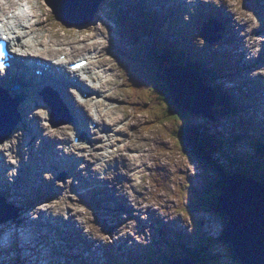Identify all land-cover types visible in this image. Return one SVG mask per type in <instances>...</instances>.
Returning <instances> with one entry per match:
<instances>
[{
	"label": "rangeland",
	"instance_id": "rangeland-1",
	"mask_svg": "<svg viewBox=\"0 0 264 264\" xmlns=\"http://www.w3.org/2000/svg\"><path fill=\"white\" fill-rule=\"evenodd\" d=\"M31 1H32V4L36 8L35 12L38 15L41 14L40 2L42 0L41 1L31 0ZM116 1L118 4H114L111 6V5H106L105 3L99 9V15H101V18H104V20H106L105 24L99 23L101 18L98 19L97 17L98 21L91 26L92 28L90 30H85V29L81 30L79 31L77 36L73 35L71 39L73 41H77L78 39L83 38L85 39L84 41L85 44H90L96 40H101L100 31H102L103 33L109 32L110 34L117 36L120 39V41L123 43L124 47L122 48V50L124 52H122L121 54L122 56H124L125 53H131V49L125 47L127 38L124 37V40H123V37L121 36V34L123 33L122 31H124L123 28L125 25V21L130 22L133 25L134 19H136L138 15V11L136 9H131V8H122V6L120 5L121 0H116ZM219 1H221L222 4L226 8H228V11L232 14L233 18H234V12L236 10L238 11L239 14H236V17L234 18L233 21H235L237 17H239L236 21L238 25L236 24V22H234L235 27L241 31L242 36L245 35V32H243L244 21L242 19H246L247 21L248 20L247 16L249 15V12L245 8V6H243L242 0H216V2H219ZM143 8H144V4L140 6L141 12L145 11L143 10ZM43 9H44V13H47L50 15L48 10L44 6H43ZM48 19H49L48 20L49 31H57V32L59 31L60 32V36L57 39L55 38L53 39L55 41L53 45V49L55 48L60 49L61 47H58L57 45L63 44L65 46L63 48H65L66 49L65 51L68 52V50L73 47L72 44L67 46V44L71 40L65 37L64 30H62L59 27L54 26V21L52 17L49 16ZM221 20H222L221 23H225L224 19H221ZM181 23L182 24L185 23V29L189 32V36L191 38L195 37V40H198L197 31H194V29L191 27L193 24H190V20H186V21L182 20ZM113 30L115 31L114 33H113ZM136 36L139 37L138 35ZM236 36L239 37L238 34H236ZM232 37L234 38V34H232ZM115 40L116 38L112 36L111 41L115 43ZM147 40H150V36L148 34L147 35L145 34V42ZM142 43H144V40H142L141 37L137 38L135 41V44H136V47H138V52L140 56H141V51H142ZM76 44H77L76 45L77 47H79V45L83 47V45H81L80 42ZM196 46L201 47V44L197 42ZM224 47H227V45L224 44ZM114 49L115 48H112V50ZM73 51L75 52V50ZM77 51L82 52L83 50L77 49ZM79 55L80 54H75V56H79ZM113 63L116 67H118L115 60L113 61ZM171 75L176 76V73H174V71L173 72L171 71L169 73L168 83L171 82V79H172ZM123 76L125 75L123 74ZM260 76H263V72L259 71V72H254L252 76L249 75L244 78L257 80L260 78ZM188 80L189 78L185 81L183 79L180 80L182 86L185 83H188ZM121 81L123 80L119 78V82ZM123 88L125 89V92H126V95H125L126 102L125 103H120L118 99H113V100L105 99L104 102L110 103V105L114 106L115 109H116V106L120 108V105L121 106L126 105L129 107L130 111H133V112L136 111L138 123H140L141 125L140 135L142 136L148 135L147 138L150 140V148L157 151V153H159L160 155L156 164H152V165H149L150 163L147 164L148 170L146 173H144L142 180H140L141 177H138L139 181L137 182L135 178L136 176H139V175H135L134 181L133 182L129 181L128 183V185L133 184L135 186V187H130L131 193L137 194L138 197H143L142 204L138 206L136 205V202L129 200L138 210L133 213L134 215L129 214L128 212L131 204L127 205L128 211H126V209H124V207L121 208L116 201L111 202L110 209L104 210L98 205L89 204L90 202H92V196L90 195L87 196V200L82 201L81 196L78 194H80V192L83 189L79 188V190H77L78 194H76L75 192L69 193V195L71 196V199L66 198L62 200L64 202V205L69 206V207H66L67 212L68 211L72 212L73 204L76 206V208L83 209L81 213V218L83 221H81L80 219H76V218H71V220H74L79 225L81 224L84 225L83 231L85 234H87L88 240L89 241L93 240V242L95 243V245H93L95 253H97V255L99 256L101 260H103L104 258V257H101V254L103 253V251L107 249L116 250L119 256L128 257V253H130L129 247H123L122 245L126 243H131L132 239L136 242L141 241L147 244L154 243L153 238L158 229L156 222H159L158 214L160 216V220L163 219V222H165L168 226H172V225H175L174 219H173L175 212L185 217V219L189 223L191 222V217L184 214V211H186L188 212V214H191L193 216L194 225L197 229L200 228V224H203L204 229H209L210 230L209 233H213L214 234L213 239H216L217 241L219 238H221L220 235L223 233V227L220 226L217 219L211 215H207L202 212L197 213L195 212L196 209H194L193 206L191 207L187 206V203L190 202V201H187V196H186V194L188 193L189 187L192 185L196 189L195 192L197 194L200 193L201 187H202V179L197 176H194L195 174L194 170L199 171V168L197 167L195 163L191 162L187 158L185 153L183 152L182 148L185 150V146L181 147L179 144V141L174 138V136L178 135V132H180L179 123L176 121L173 123L166 121L161 124V121L164 120V112H165V107H166L165 103H160L158 106L154 107L155 110H152V111L149 110V112H146V110L148 109L147 108L148 104L142 103L143 105L141 107L142 109L135 110V106L127 104V102L130 101V99H132L131 96L129 95L128 85L125 83ZM156 91H157L156 88L153 90L152 88L148 87V91L141 94L137 98L143 101H147L149 99L150 94L152 92L156 94ZM171 94H172V98L176 101H178L179 98H181L179 95L180 89L178 90L177 86H174L173 92ZM23 113L26 115L29 112L24 111ZM188 117H190L189 119L190 121L195 119L192 114L188 115ZM198 122L199 121H196L194 125H198ZM88 123H89V120H88ZM216 127L220 129H227V131L229 132L232 131V129L229 127H226L225 123L223 122L219 126H216ZM127 128H128L130 136L136 135V132H137L136 126L131 125V123H129V126ZM117 137H120L122 139L126 138V136L124 135H117ZM165 141L168 142V144ZM157 143L160 147L157 145ZM116 144L117 145H112L106 148L107 151L112 152L114 150H117L118 145L121 146V141L120 140L117 141ZM124 146L125 145H122L120 148H123ZM58 147H61V146H58ZM97 152L100 154L101 150H97ZM75 153L77 154V152ZM127 153L130 155L131 153L135 155V152H132L130 149L127 150ZM170 158H173V161L171 162L172 167L177 169L176 180H171L169 182L170 187H169L166 197H164L162 193L160 196L156 197V201L148 202V199H150V197H154L151 194V191H152L151 186L155 184V181L161 182V178L159 177L160 174L158 175V177L151 176L149 171L151 167L155 168L157 166L158 169L161 172H163L164 177H166L168 173L164 172L163 168L164 166H167V164H170V162L168 161V159ZM106 161L99 165H95L96 161L92 159H89V162L87 161L86 162L91 164L92 168L101 167V166L106 168L108 166L106 164ZM157 167L155 168V173L157 171ZM82 168L81 170L79 169V172L80 171L82 172ZM170 168H171V164H170ZM61 169L63 168H59V171ZM241 170H244V169L241 168ZM68 172H71V170H69ZM152 173H153V169H152ZM170 175H171V172H170ZM204 175L205 177H207V179L211 178L212 176L207 173H205ZM68 177H70V175L69 176L66 175L63 172V170H61V172H59L56 175V183L53 184L54 187L58 189L64 188L66 181L68 180ZM71 177L74 178L75 183H79L76 175L73 176L72 174ZM168 178H169V175H168ZM211 184L213 183H210V185ZM5 188L6 190L3 187L0 188V207L7 208L11 214L12 219L6 223L0 224V250L3 248V250L10 252L9 249L12 248V244L16 245V241H17L16 237L20 233H22L24 230V226L22 222L24 223V221H27V220H38L39 215L42 213L45 215H48V213L52 214L51 208L55 206V202H53V197L46 195V193L47 194L50 193L47 189H44V188L39 189L37 186H34V184L31 186L29 182H24V181L21 182L19 185L20 192L18 194L11 193L9 194L10 197H8L9 196L8 192L10 191L11 184L9 183V185L5 186ZM96 190L97 192L100 191L99 188H97ZM36 193H38L39 196H37ZM34 194L36 196H34ZM30 198L34 200L35 203L39 202L40 204L27 209L28 203L26 201H28ZM37 199L39 200L37 201ZM168 200L172 201V203ZM193 202H195V200H193ZM101 206H103V204ZM143 207H144L143 211L145 214H143L141 210ZM104 211L108 212L109 214L108 215L104 214ZM139 211H141V213H139ZM14 216H16L15 220L13 219ZM59 217H62L63 219H65V221H63V223L61 224L63 233L66 234L65 236L64 235L61 236L60 243L62 245H66L67 242L73 243L75 241L79 244L86 243V240L83 241L82 236L80 234H75V232L72 233L70 231L68 232V230L71 229V226H67V223L69 222L68 216H65L63 214V215H60ZM49 218L57 219V218L51 217L50 215H49ZM96 218L99 219L100 221L99 223H101L103 227L95 223ZM120 223L122 226H128V228L125 231H120L119 227H115L119 225ZM29 224H30V221L29 223L25 224L26 227H29ZM98 226H100L101 231H98L99 229ZM67 227H68V230L66 231ZM143 227L146 229L145 232L138 231V229H142ZM175 228H177L176 225H175ZM90 231H92V233L95 235V239H91L89 237L88 234ZM166 236L171 237L170 235H166ZM31 244L32 242H30V245ZM23 246L26 252L29 253V249L24 243V241H23ZM219 246L220 245L216 247V252L222 251V249ZM193 248L195 247H192V249ZM136 249H137L136 250L137 253H140V254L150 253L149 257H152V258L157 256L156 252L145 250L139 246L136 247ZM19 254L20 253L18 252V255ZM42 254H44L46 258L49 257L48 253L46 254L42 253ZM62 259H64L63 256H62ZM130 263L133 264V259H130Z\"/></svg>",
	"mask_w": 264,
	"mask_h": 264
},
{
	"label": "bare ground",
	"instance_id": "bare-ground-1",
	"mask_svg": "<svg viewBox=\"0 0 264 264\" xmlns=\"http://www.w3.org/2000/svg\"><path fill=\"white\" fill-rule=\"evenodd\" d=\"M156 1L159 6L163 4V0H156ZM199 2H202V5L204 6H216V0H199ZM23 3H26V5L28 6L26 9L24 8ZM195 3H197V0H186L185 1V4L187 5V7H192ZM245 7L247 11L249 12V15L247 16L248 20L246 21V19H242L244 21L243 32H245V35L238 38L237 40H238V43L241 45L244 43V46H243V50H244L243 52L245 53L244 55H251L254 60H260L262 61L264 65V37L262 38V40L256 39L257 31H261L262 35L264 36V4H263V1L261 0H248V2H246ZM35 9L36 8L34 5H32L31 0H0V22H4L6 20L4 18V15L9 14L10 12L19 11L21 12V14L27 15V18L21 19L20 22L16 26L17 28H20L22 25H26L29 27L28 32H25V35L20 37L18 40V45L21 49V56L25 57L23 63H29V61L32 60L33 53H36L37 60H39L38 58H42L43 56H48L64 64V61L67 58L66 59L64 58L63 59L64 61H61L60 57L56 58L57 56L52 55L53 53H55V50L52 48L55 41L52 40V36L50 35V31L48 30V25H47L48 19L46 18L43 19L41 16H39L35 12ZM63 10L65 12H68L69 15L74 14V12L70 8H66V9L64 8ZM182 11H184V9H182V3L177 4V2L172 0V4L169 7V12L170 13L175 12V14H177L178 12H182ZM236 14H239L237 10L234 12V18L236 17ZM42 15L45 17L48 14L44 13L43 11ZM234 18L232 17L233 20ZM238 18L239 17H237V19ZM229 19L232 23L237 21V19L235 21H233L231 18ZM101 21L102 20H100V22ZM220 24L225 26L224 23H220ZM236 24L238 25L237 22ZM100 32H101V35H100L101 40L99 41L96 40L92 42L91 44H86L83 47L85 49L82 51V53H85L84 59L89 58V64H93L94 60H96L97 65L94 64L95 68L94 69L92 68L91 72L90 71L88 72V73H92L91 80L93 81V85H90L87 82V79H82V78L79 79L81 80V83H82L79 86L82 87V85L84 84V86L88 90H89V87L92 88L94 96H92L88 100H83V98L78 97L76 90H73V94L75 95H72V96L74 97L77 105L80 108H82L83 110H86V112L87 111L91 112V115H87V117L90 118V120L93 123H96L98 127H101L97 129V132L98 131L105 132V135L102 136L103 141L98 139L101 142H103L101 145H99V147L106 149L110 145H117L116 141H119V140L121 141V146L122 145H125V146L123 148H120L121 146L118 147V150L115 153L113 152L114 154H111V155H109L108 153L107 155L106 153L103 155L95 153L97 149L93 148L94 141H88L87 143L89 144V147L91 148V150H89L88 147H86L85 145H82L81 143L76 145L74 143V140L71 142L70 147L72 148L71 150L72 152H74L77 149H82V151L84 150L85 152H88L91 159L96 161L95 165H99V161H103L105 158H108V160L106 159L107 161L105 160L106 164L108 165L106 168L104 167H93L92 168V165L87 163L89 162V159H87V162H83L80 168L84 167L82 168L83 173H88L92 177V179H96L98 180V183L100 185H104L103 189L105 191H109L113 195H115V200L119 202V204H123L125 201L132 200L133 202H136V205L140 206L142 204L143 197H138L137 194L131 193L130 187H135V186L133 184L128 185V183L129 181L130 182L134 181L135 175H139V176H136L135 178L137 182L139 181L138 177H141L142 179L144 176V173H146L148 170L147 164L148 163H150L149 165L156 164L160 155L159 153H157V151L150 148V140L147 138L148 135H145V136L140 135L141 127L138 128L136 135L134 136L129 135V131L127 127L129 126V123H131L132 125L136 124V119H137L136 111L135 112L130 111L128 106H121V105H120V108L116 106V109H115V107L111 106L110 103H105L102 101L103 97L107 99H117L118 98L120 101H124L126 92L124 90H120L122 87V83H118V78L120 77L121 73H120L119 67H116L113 63L114 56L110 55L108 52L109 48L122 47L123 44L119 43L117 39L115 40V43L112 42L111 41L112 35L110 33L108 32L103 33L102 31ZM12 33H15V31L9 32V34H12ZM22 33L24 34V29H22ZM68 35L71 36L72 32L68 31ZM55 36H57V34H55ZM83 40L84 39H82V41ZM72 43L74 42L70 41L68 44H72ZM39 46H44V49L47 50L48 55L39 53V49H38ZM73 49L75 50V53L78 54L77 49H80V48L77 46H74ZM12 50L14 51V47H12ZM72 53L73 51L72 52L69 51L66 55L69 56ZM250 64H253V63L251 62ZM33 66H35V63H32V65L29 66V69L27 72H30ZM17 67L19 68V65H17ZM95 69H98V70H95ZM263 69H264V66H263ZM108 73H113L111 78H109L110 75H108ZM46 77H48L47 81L52 80L50 76H46ZM36 79L37 81H40L39 79L41 78L36 76ZM65 79L66 78L64 77V80ZM171 82L173 81L171 80ZM86 83H88V87ZM233 83L240 84L241 82H233ZM252 85L250 82H247V86L249 88L252 87ZM6 87L7 85L0 83V89H5ZM57 87L58 85L56 86V88ZM57 91L63 97L65 102L68 103V105L70 104V106H73L72 100L68 93H63V91L59 89H57ZM196 94L197 92L195 90L193 92V96H195ZM21 95H24V92H22ZM193 96L192 95L190 96L192 97L190 102L191 101L193 102ZM260 96L262 97L263 95H260ZM27 97H31V96L28 95ZM95 97H97L98 99L96 100ZM129 102L130 104L141 105L143 103V100L139 98H132L130 99ZM211 103H213V101H211ZM44 109H45L44 106H40L36 111H32L30 114H33L34 118L42 120L44 119L43 117L45 113L43 112ZM92 109H95L96 113ZM140 109L141 107H138V109H135V110H140ZM219 111L223 112L225 115H228V113L222 109H219ZM71 112L75 114L76 117L80 116L82 120L84 119V116L80 114V112H77L75 110H71ZM217 120L218 121L216 122V126H219L222 123V121H220L219 119ZM74 124L77 126V122L75 120H74ZM39 126H40L41 131L45 135V137H47L48 139H51L54 149H56L60 153H61V150L58 147V144L56 143V141H59L60 143L66 142V145H67L68 138L71 139L72 137L71 134L73 133V130H74L73 126L71 125L55 129V128H51L49 125H46V123L42 124V122H40ZM39 126L37 125V121H36V124H34V126H31L34 129L30 130V132L34 135L37 133L38 136H41L42 134L40 133ZM109 132H111L113 135H124L126 136V138L122 139L120 137H117L114 140L111 137V134H109ZM74 138H75V135L73 136V139ZM29 139H30L29 133L27 134L21 128L18 129L17 127L16 131L11 135V137L7 139L6 141H4L2 144H0V159L1 158L4 159L2 163L5 162L6 164L10 166H14L18 168L26 160H28L26 159V155L24 151L26 150L25 146L28 144ZM85 141L87 140L84 139V143H86ZM128 149H130L132 152H135V155L132 153L131 155L128 154L127 153ZM72 152H70V154H73ZM45 153L46 151L43 152L41 148H39L36 154L37 157L35 159L36 161L35 163L41 164L42 162H46L47 159L45 160L44 158H46L47 155ZM262 155L264 157V152L262 153ZM170 159H172L173 161V158H170ZM170 159H168L169 162H170ZM14 160L17 161L19 165ZM84 161H86V159H84ZM155 168L151 167L149 171L151 176H154ZM169 168H170V164H167V166H164L163 168V171L168 173L166 177H164L163 172L159 175V177L161 178V182L157 184V187L162 191L166 190L169 186L168 181H167L168 175L172 179ZM152 169H153V173H152ZM239 169L241 172L245 171V170H241V168ZM15 173H16V170L7 171L8 180L12 178V176ZM94 174H96V176L99 178H97ZM40 177L44 180L45 183L55 180L54 175L46 174L45 172H43ZM3 184H5V181L3 183V181L0 180V186H3ZM43 187L44 186L42 184L41 187H39V189H43ZM3 188L6 190L5 186H3ZM76 188H77V184L75 183L74 178L70 177L66 181L64 188H61L59 191L56 192L55 200H54L56 205L51 208V212L53 216L59 217L60 215L64 214L65 216L68 215L69 219L76 218V219H80L81 221H83L81 218V213H82V211H80L81 208H76V206L73 204L72 212H68L67 214L66 207H69V206L64 205V202L62 201L66 198L71 199V196L69 195V193L73 189H76ZM151 188H153V185L151 186ZM48 191L50 192V194L48 193V196H49L52 194V190L48 188ZM100 192L101 191L97 192V190L94 189L92 190L91 194L96 197L98 194H100ZM164 193H166V191ZM8 197H10V195ZM149 201H156V197H150V199H148V202ZM104 203L105 205L101 206V208H103L104 210L110 209L111 204H108L107 202H104ZM129 203L131 204L130 209H129V214L134 215L133 213L138 210L132 204L131 201H129ZM93 204L95 205V203ZM141 210L143 214H145L143 211L144 207ZM139 213H141V211H139ZM104 214L108 215L109 213L104 211ZM99 222H100L99 219L96 218L95 223L103 227V225ZM27 223H29V221ZM80 226L82 229H84L83 224H81ZM100 226H98L100 229V230L98 229V231H101ZM115 227H119L120 231H125L128 228V226H122L121 223ZM145 230L146 229L144 227L142 229H138V231H145ZM177 232L178 230H175L174 234L172 235L173 236L177 235L176 234ZM89 237L91 239H95V235L92 233V231L89 232ZM32 238L34 240H37V237L35 235H33ZM183 238L185 239L184 236L182 237V239ZM33 239L30 242H32L33 245H36L34 244L35 241ZM37 245L39 246V244ZM194 247L195 248L193 249L197 250V246L195 245ZM189 248L191 249V247ZM180 249H182V247H180ZM48 254L53 256V254L50 252ZM130 259H133V257H131ZM193 261L194 260L189 259V260H186V263L192 262L191 264H197V262H193ZM45 263L50 264L49 257L45 260Z\"/></svg>",
	"mask_w": 264,
	"mask_h": 264
},
{
	"label": "trees",
	"instance_id": "trees-1",
	"mask_svg": "<svg viewBox=\"0 0 264 264\" xmlns=\"http://www.w3.org/2000/svg\"><path fill=\"white\" fill-rule=\"evenodd\" d=\"M146 60L151 64V72H149L146 64L144 68H133V70L135 71L139 80L143 83H150L152 81L151 78L154 79L153 85L156 86L155 88L157 89V95L152 92L149 96V99L145 102V104H149L148 110H150V108L154 110V107L158 106L160 103H165L166 107L164 114L166 113L168 117L175 118L170 119L169 121L182 122L181 125L179 124L180 132L178 135H175V138L181 141V147L185 146V150L183 148L182 150L187 158L191 162L195 163L198 168L202 169L204 174L207 173L209 175H214L217 173V170L219 169L218 167L224 169L223 166H220L216 163L218 166L217 167L213 161V155L206 151V147L211 146V143L209 141L204 143L200 138V131L196 127H192L191 122L188 123L187 114L172 104L169 91L166 87L165 78L161 74V67H165V65L158 62L157 56H155L153 52H151L149 55L147 53ZM160 74L162 76V80ZM220 115L222 116L225 114L220 112ZM223 187L224 185L221 183H219V185H207L203 189L201 197L196 202V208L199 211L213 214L220 226L225 228L228 218L226 214L221 211L218 201L219 194L221 195ZM206 237L207 235H205L204 238H188V242V239H186L185 242L180 239L177 241L178 244L176 245V248L180 249V247H182V249L185 250L182 256L196 260L197 264H238L237 258L233 254L231 246L227 242L223 233L221 238L215 241L212 246L208 247L209 250H207V248L202 245L204 242H206V244L209 242ZM191 243L195 244L196 246L199 245L197 246V250L192 251V249L186 247L187 244L189 245ZM217 244L220 245L219 247L222 249V251L216 252L214 250L215 246H218ZM145 258L148 259V264H153L150 260L152 257Z\"/></svg>",
	"mask_w": 264,
	"mask_h": 264
},
{
	"label": "water",
	"instance_id": "water-1",
	"mask_svg": "<svg viewBox=\"0 0 264 264\" xmlns=\"http://www.w3.org/2000/svg\"><path fill=\"white\" fill-rule=\"evenodd\" d=\"M46 1L60 21L62 19L59 18L58 13L69 16L68 12L63 10L64 8H70L74 15L87 17V21H90L103 0ZM174 86H177L178 90L180 89L179 83H168L171 93ZM194 91L195 89L191 87L190 83L187 97L179 98L178 101L172 98V101L175 103L181 100L188 102L191 100L192 97L190 96L193 95ZM180 97L182 96L180 95ZM189 106V110L193 112L196 105L191 101ZM224 182L222 194L218 198L221 211L228 218L223 235L230 244L238 264H264V192L261 188L236 178L224 179Z\"/></svg>",
	"mask_w": 264,
	"mask_h": 264
},
{
	"label": "snow or ice",
	"instance_id": "snow-or-ice-1",
	"mask_svg": "<svg viewBox=\"0 0 264 264\" xmlns=\"http://www.w3.org/2000/svg\"><path fill=\"white\" fill-rule=\"evenodd\" d=\"M170 119H175V118L168 117L167 114L165 113L164 114V120L161 121V124L164 123V122H166L167 120H170ZM80 211H83V209H80Z\"/></svg>",
	"mask_w": 264,
	"mask_h": 264
}]
</instances>
